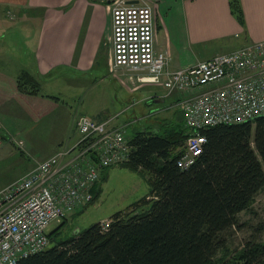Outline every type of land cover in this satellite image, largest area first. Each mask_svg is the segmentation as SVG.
I'll return each instance as SVG.
<instances>
[{"label": "built area", "instance_id": "obj_1", "mask_svg": "<svg viewBox=\"0 0 264 264\" xmlns=\"http://www.w3.org/2000/svg\"><path fill=\"white\" fill-rule=\"evenodd\" d=\"M112 16L111 72L128 76L133 88L157 85L177 96L190 131L178 166L188 169L203 152L202 131L221 124H242L264 115V41L171 71L166 53L155 48L156 25L150 6L125 0H96ZM132 88V87H131ZM78 141L39 161L0 190V264L44 251L48 228L93 200L101 171L128 162L131 137L125 127L80 115ZM1 141V140H0ZM109 222L103 227L108 228Z\"/></svg>", "mask_w": 264, "mask_h": 264}, {"label": "trees", "instance_id": "obj_2", "mask_svg": "<svg viewBox=\"0 0 264 264\" xmlns=\"http://www.w3.org/2000/svg\"><path fill=\"white\" fill-rule=\"evenodd\" d=\"M229 3L243 24L240 0ZM18 88L36 94L39 85L25 71ZM185 129L132 137L130 159L120 166L150 175V191L132 211L116 213L108 228L94 224L18 264H264V242L250 240L230 252L226 235L264 190V115L202 131L203 152L188 169L177 164L190 136Z\"/></svg>", "mask_w": 264, "mask_h": 264}, {"label": "crops", "instance_id": "obj_3", "mask_svg": "<svg viewBox=\"0 0 264 264\" xmlns=\"http://www.w3.org/2000/svg\"><path fill=\"white\" fill-rule=\"evenodd\" d=\"M125 1H135L153 9L157 52L163 53V45L158 39L160 28L168 41L171 40V32L175 35L183 32L181 28L186 29L189 37L200 46V55L197 53L193 63L181 62L179 68L169 69L170 63L167 62L171 71L264 41V0H240L243 24L232 14L229 0ZM5 11L14 13L11 21L20 19L26 24L27 31L24 36L27 37L25 45L29 58L27 62H9L11 65H8L7 71L2 66L5 60L0 58V129L7 127L4 123L7 118L18 115L28 118L38 127H44L43 132L49 133V153L53 155L60 149L58 145L64 144L69 134V125L59 124L58 119L51 123L48 117L51 113L58 112L57 117L62 118L65 112L60 110L61 105L52 102L55 96L44 95L41 89L36 94L21 92L18 79L27 71L38 81L40 88L51 81L60 80L67 81L69 85L68 80L74 79L73 77L80 79L74 85L88 83L89 86L103 82L102 78L98 81V77L114 76L111 72V11L106 4L96 0H0V22L6 18L2 15ZM119 74L137 76L136 73L125 70ZM89 78L94 79L90 82ZM146 86L154 85H137L133 89L128 86V89L136 91ZM91 118L107 120L111 127H120L112 125L113 118L107 116ZM74 128L76 129V125ZM78 138L67 146L74 145Z\"/></svg>", "mask_w": 264, "mask_h": 264}, {"label": "rangeland", "instance_id": "obj_4", "mask_svg": "<svg viewBox=\"0 0 264 264\" xmlns=\"http://www.w3.org/2000/svg\"><path fill=\"white\" fill-rule=\"evenodd\" d=\"M2 15L6 18L0 22V58L5 60L2 66L7 71L11 65L9 62L28 61L29 53L25 45L27 37L24 36L27 26L20 19L11 21L14 13L5 11ZM181 29L183 32L175 35L171 32L170 41L161 28L158 33L159 43L163 45L162 52L168 56L169 69L179 68L181 62L193 63L197 53L200 55V46L189 37L186 29ZM73 78L68 80L69 85L67 81L60 80L51 81L39 88L42 94L55 96L57 99L53 97L50 100L61 105L60 110L65 112L62 118L57 117L58 112L48 117L51 123L58 119L59 124L69 125V134L64 144L58 145V149L77 140L79 134L74 127L78 117L83 114L94 118H113L112 125L125 127L129 137L139 131L159 133L165 129L186 128L183 112L176 106L177 96L168 93L164 87L154 85L130 91L128 86L132 89L133 86L126 74L98 77L97 80L101 81L102 78L103 82L89 86L88 83L74 85L80 79ZM93 79L88 80L92 82ZM25 82L29 84L28 79ZM4 123L7 127L0 129V190L33 169L39 161L51 156L49 133L43 132L44 127H38L35 122L20 115L7 118ZM100 176L95 196L93 193V200L89 204L69 212L63 220L49 226L48 233H52L50 247L94 224L111 220L116 213L132 211L133 204L150 191V175L146 172H135L117 165L104 169ZM239 225L226 234L230 252L240 250L250 240L264 242V190L239 215Z\"/></svg>", "mask_w": 264, "mask_h": 264}, {"label": "bare ground", "instance_id": "obj_5", "mask_svg": "<svg viewBox=\"0 0 264 264\" xmlns=\"http://www.w3.org/2000/svg\"><path fill=\"white\" fill-rule=\"evenodd\" d=\"M205 137H206V136H205ZM131 139H132V137H131ZM132 149H133V145H132ZM131 153H132V152H131ZM129 159H130V158H129ZM178 161H179V159H178ZM106 222H109V223H110L111 220L102 222V226H103L104 223H106ZM49 240H50V238H49ZM50 241H51V240H50ZM49 245H50V242H49ZM49 245H48V247H49ZM48 247H47V248H48ZM47 248H46V249H47ZM46 249H45V250H46ZM37 254H38V253H37ZM34 255H35V254H34ZM31 256H32V255H31ZM27 258H28V257H27Z\"/></svg>", "mask_w": 264, "mask_h": 264}, {"label": "water", "instance_id": "obj_6", "mask_svg": "<svg viewBox=\"0 0 264 264\" xmlns=\"http://www.w3.org/2000/svg\"><path fill=\"white\" fill-rule=\"evenodd\" d=\"M127 4L133 5V4H137V2H135V1H129V2H127Z\"/></svg>", "mask_w": 264, "mask_h": 264}]
</instances>
